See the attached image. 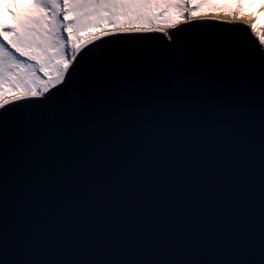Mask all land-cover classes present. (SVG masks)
Wrapping results in <instances>:
<instances>
[{"label":"water","instance_id":"obj_1","mask_svg":"<svg viewBox=\"0 0 264 264\" xmlns=\"http://www.w3.org/2000/svg\"><path fill=\"white\" fill-rule=\"evenodd\" d=\"M252 25L125 29L0 107V264H264Z\"/></svg>","mask_w":264,"mask_h":264},{"label":"snow or ice","instance_id":"obj_2","mask_svg":"<svg viewBox=\"0 0 264 264\" xmlns=\"http://www.w3.org/2000/svg\"><path fill=\"white\" fill-rule=\"evenodd\" d=\"M204 6L195 4L196 8ZM207 6L216 7V5ZM6 7L10 11L16 7L18 11L12 13L13 23L11 25L0 23V64L3 63L4 57L10 56L9 45H11L20 57L38 62L40 71L45 75H50L51 71L55 70L58 74L51 82L60 84L63 88L77 69L81 58L91 55L92 48L95 47L92 45L81 51L83 42H77V34L81 32L83 27L81 22L85 18L99 15L100 19H103L104 14L114 17L136 15L137 10L153 8L178 9L180 3L157 4L146 2V0H98V2L97 0H62V3H58L57 0H47V3L31 2L26 7L20 5H6ZM252 27L255 29L256 25L253 24ZM61 31L67 33L62 39L59 34ZM104 35L107 36V33ZM168 36L173 38V33L170 32ZM65 42L70 44L71 50L78 55L66 58ZM51 49H55L54 56L48 55ZM257 50L264 55V36H259ZM13 66L18 67L19 62L13 60ZM44 91H48L47 83ZM57 91L59 89L54 87L53 92ZM2 94L3 92L0 91V95ZM28 94L33 97L38 95L34 89ZM51 97L52 93H49L44 99ZM15 98L20 100L19 97ZM7 103L8 101L5 100L4 104Z\"/></svg>","mask_w":264,"mask_h":264},{"label":"bare ground","instance_id":"obj_3","mask_svg":"<svg viewBox=\"0 0 264 264\" xmlns=\"http://www.w3.org/2000/svg\"><path fill=\"white\" fill-rule=\"evenodd\" d=\"M6 1L7 0H0V23H2L5 18H8L11 22H13L12 13L18 11L16 7H13L11 11L9 10L10 18L8 16L6 17V13L3 10V5L7 3ZM24 2L27 6L31 2H37V0H9L8 5L23 6ZM150 2L157 4L178 2L180 3V8H153L151 10H137L138 14L136 15L115 16V18L111 22L108 23V21H101L97 25H94L89 20L90 22H88V31L83 30L80 32L81 34L78 33L77 42L82 41V46H84L85 44H89V41L91 43L104 37L115 35L122 30L151 22L183 27L187 23L195 20L204 21L207 17L224 19L225 23L229 25H233L236 23L244 25H258L261 21H264V17L259 18L257 16L260 10H264V0H150ZM195 4H203L205 6L196 8ZM207 5H216V7H208ZM241 5H243V7H241ZM105 33H107V36L104 35ZM63 34L64 36H66L65 33ZM65 48L68 49L65 50L66 58L76 54L71 50V46L67 42ZM55 78L56 77L50 78L49 83L47 80H45L43 82L44 86L45 83H47V86H51L53 84L51 81H54ZM15 97L17 96L8 98L6 99V101L16 100ZM4 101L5 100L1 101L0 105L4 104Z\"/></svg>","mask_w":264,"mask_h":264},{"label":"rangeland","instance_id":"obj_4","mask_svg":"<svg viewBox=\"0 0 264 264\" xmlns=\"http://www.w3.org/2000/svg\"><path fill=\"white\" fill-rule=\"evenodd\" d=\"M7 3L3 5V9H9L6 7L8 5L9 0L6 1ZM38 3H47V0H37ZM58 3H60V0H57ZM98 2V0H97ZM146 2H150V0H146ZM246 7V6H245ZM244 7V9H245ZM149 10V9H144ZM9 10L7 11V14L9 16ZM138 14V11H137ZM115 17L109 16L107 14H104V18L100 19V16L97 15L95 17H88L85 18L81 23L83 25L81 31H88V20H90L94 25L99 24L101 21L104 22H111ZM142 19V18H140ZM6 24L11 25L12 22L8 21ZM262 23H259L257 26L260 28L263 27L261 25ZM264 24V23H263ZM95 28V27H94ZM91 29V28H90ZM61 36V39L63 38L62 31L59 33ZM81 34V33H79ZM66 43V42H65ZM48 55L54 56L55 55V49L49 50ZM66 55V54H65ZM66 57V56H65ZM13 60L19 62V66H13ZM55 61H53L54 63ZM58 73L53 70L51 71L50 77L56 76ZM43 81V78L41 74L36 70L35 64L32 63H25L24 61H20L18 57L12 55L10 53V56L3 58V63L0 64V91L3 92L2 95H0V102L3 101L6 97H13L20 93H29L27 91L31 90H37L41 82Z\"/></svg>","mask_w":264,"mask_h":264}]
</instances>
